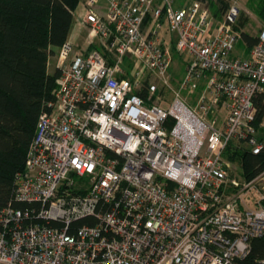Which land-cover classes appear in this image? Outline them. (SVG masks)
Returning <instances> with one entry per match:
<instances>
[{"label":"built area","instance_id":"built-area-1","mask_svg":"<svg viewBox=\"0 0 264 264\" xmlns=\"http://www.w3.org/2000/svg\"><path fill=\"white\" fill-rule=\"evenodd\" d=\"M230 1L217 21L200 1L85 0L97 48L60 50L56 101L16 177L26 207L0 211V264H243L264 239V173L234 177L224 154L236 142L264 153V29L232 57L243 33ZM175 56L186 74L165 108L141 82L172 89Z\"/></svg>","mask_w":264,"mask_h":264},{"label":"trees","instance_id":"trees-1","mask_svg":"<svg viewBox=\"0 0 264 264\" xmlns=\"http://www.w3.org/2000/svg\"><path fill=\"white\" fill-rule=\"evenodd\" d=\"M193 1L206 4L218 19L231 6L230 0ZM84 2L0 0V211L10 206L26 207L16 201V177L26 171L28 152L42 113L49 112L48 105L56 101L61 72L56 69L54 74L50 73V61L69 42L76 13ZM249 3L264 21V0ZM240 18L237 29L245 24V19ZM242 41L249 56L258 37L243 31ZM94 48L97 46L93 44L89 49ZM139 95L146 97V91ZM256 107L258 122H261L264 93L257 98ZM224 157L229 163L241 165L242 176L247 181L264 173V153L255 155L248 147L239 148L233 143ZM263 259L264 239H255L251 254L243 264H262Z\"/></svg>","mask_w":264,"mask_h":264},{"label":"rangeland","instance_id":"rangeland-1","mask_svg":"<svg viewBox=\"0 0 264 264\" xmlns=\"http://www.w3.org/2000/svg\"><path fill=\"white\" fill-rule=\"evenodd\" d=\"M250 0H240V6L242 8V18L245 19V24L242 26L239 31L243 33L247 32L248 34L258 37L259 33L264 29V21L261 20L258 15L250 8ZM194 1L193 0H174V5L176 8H182V7H188L190 6ZM84 3L81 5L80 10H84ZM77 12L76 14V22L73 26L71 36H70V43H72L74 46H86L87 42L86 40H89L90 38V32L89 30L82 28L81 31L78 29V24L81 23L82 25V16L81 13ZM80 16V17H79ZM217 21V17H215ZM241 19V18H240ZM79 21V23H78ZM241 21V20H239ZM239 24V22H238ZM169 33L165 31V38L168 39ZM95 39V43H98L97 38ZM171 42V41H170ZM172 44V43H169ZM232 57H238V58H246L247 56V50H246V45L244 44L243 41H241L235 48V50L232 53ZM58 65V57L52 58L50 61V66H49V72L54 74ZM131 65L130 60L127 58L126 59V66ZM171 74H172V80H171V86L172 89L164 87L160 81L152 78L151 76H147L144 81L141 82L142 85H155L158 86V94L155 96L153 99V102H160L162 106L165 108H170L172 105V102L175 99V94L174 91H179L181 89V84L184 80L185 74H186V65L184 64V61L182 60L181 57H176L174 59L172 68H171ZM200 84L197 89H195L194 92L190 88L183 89L181 91V97L182 99L190 104V105H195L196 102L199 99L200 94L204 90V86ZM236 146L241 148L244 147L245 145L239 144L236 142ZM246 147V146H245ZM247 149V148H246ZM227 160V159H226ZM230 172L234 175V177L241 178L242 176V168L241 165L238 163H230Z\"/></svg>","mask_w":264,"mask_h":264},{"label":"crops","instance_id":"crops-1","mask_svg":"<svg viewBox=\"0 0 264 264\" xmlns=\"http://www.w3.org/2000/svg\"><path fill=\"white\" fill-rule=\"evenodd\" d=\"M80 7H81V6H80ZM80 7H79V9H78L77 12H79ZM106 7H107L106 2H105V1H102V2H101V5H100L101 12H105V11H106ZM80 13H81L80 16H82V18H83L84 10L81 9V10H80ZM76 14H77V13H76ZM80 16H79V17H80ZM78 23H79V21H78ZM78 25H79V26H78L79 31H81L82 28H85V29L89 30V32H91L89 28L84 27L83 25H81V23H79ZM80 29H81V30H80ZM94 40H95V39H93V37H92L91 34H90V38H89V40H86V42H87L86 46H85V47H84V46H74V47H75V51H76L77 53H78V52H85L86 50H88V49L91 47L92 43H95ZM69 42H70V39H69ZM49 66H50V65H49Z\"/></svg>","mask_w":264,"mask_h":264}]
</instances>
